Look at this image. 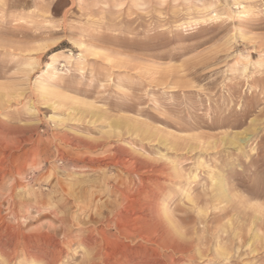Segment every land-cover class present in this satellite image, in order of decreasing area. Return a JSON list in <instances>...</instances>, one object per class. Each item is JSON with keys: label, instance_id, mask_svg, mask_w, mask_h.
<instances>
[{"label": "rangeland", "instance_id": "obj_1", "mask_svg": "<svg viewBox=\"0 0 264 264\" xmlns=\"http://www.w3.org/2000/svg\"><path fill=\"white\" fill-rule=\"evenodd\" d=\"M0 264H264V0H0Z\"/></svg>", "mask_w": 264, "mask_h": 264}, {"label": "bare ground", "instance_id": "obj_2", "mask_svg": "<svg viewBox=\"0 0 264 264\" xmlns=\"http://www.w3.org/2000/svg\"><path fill=\"white\" fill-rule=\"evenodd\" d=\"M218 17V16H217ZM168 90V89H167ZM243 141H246L247 140V138H243L242 139ZM238 142H240V140H238ZM58 152V151H57ZM133 157V156H132ZM130 159V158H129ZM117 160V159H116ZM126 160V159H125ZM207 176V175H206ZM188 194V193H187ZM85 198V197H84ZM76 202V201H75ZM58 205V204H57ZM132 208V207H131ZM134 208V207H133ZM132 208V209H133ZM53 209V208H52ZM129 211V210H128ZM133 211V210H132ZM119 215H120V213H119ZM79 218V217H78ZM47 238V237H46ZM96 242V241H95ZM22 244V243H21ZM179 244V243H178ZM51 246V245H50ZM8 248V247H7ZM11 250V249H10ZM55 263V262H54Z\"/></svg>", "mask_w": 264, "mask_h": 264}]
</instances>
